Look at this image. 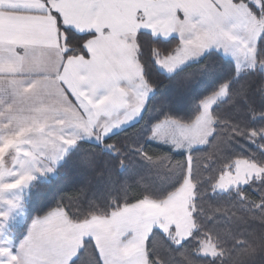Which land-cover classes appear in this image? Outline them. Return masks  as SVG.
Segmentation results:
<instances>
[{
	"label": "snow or ice",
	"instance_id": "1",
	"mask_svg": "<svg viewBox=\"0 0 264 264\" xmlns=\"http://www.w3.org/2000/svg\"><path fill=\"white\" fill-rule=\"evenodd\" d=\"M0 264H264V0H0Z\"/></svg>",
	"mask_w": 264,
	"mask_h": 264
}]
</instances>
